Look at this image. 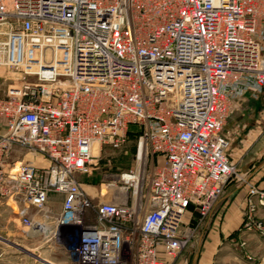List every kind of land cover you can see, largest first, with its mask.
Segmentation results:
<instances>
[{"label": "built area", "instance_id": "2783aa9c", "mask_svg": "<svg viewBox=\"0 0 264 264\" xmlns=\"http://www.w3.org/2000/svg\"><path fill=\"white\" fill-rule=\"evenodd\" d=\"M2 68L22 80L0 97V200L37 231L31 213L62 195L54 235L79 264H169L237 172L226 126L264 91V0H0ZM132 135L137 166L108 180L87 222L81 177ZM25 152L47 165L13 162ZM259 208L249 183L250 226Z\"/></svg>", "mask_w": 264, "mask_h": 264}, {"label": "rangeland", "instance_id": "374dc122", "mask_svg": "<svg viewBox=\"0 0 264 264\" xmlns=\"http://www.w3.org/2000/svg\"><path fill=\"white\" fill-rule=\"evenodd\" d=\"M21 80L22 72L20 70L14 68L0 69V97L5 96L10 87L20 86ZM33 80L34 78L29 79V81ZM247 98L248 100L244 101L243 104L241 103V109L238 111L234 109L228 118L226 127L227 132L231 136L229 139L231 143L229 153L232 156H236L241 152L243 141L250 140V143L255 145L259 140H264V91L256 95L249 94ZM252 107L254 109L251 111ZM152 161L154 159L151 158L150 162ZM94 163L92 174L81 177L82 182L85 184L83 188L86 192L92 193L94 191L96 194L97 190L98 195L100 194V198L98 199L90 195V206L87 207L84 213L89 223L95 221V207L100 202L109 201L108 198L102 197L105 195L103 186H105L108 180L118 179L117 174L126 173L137 166L136 137L132 135L128 144L121 149L105 148L100 157L95 159ZM243 179L244 177L239 174L237 167L236 174L227 185L234 180L243 181ZM61 196L49 201L51 210L54 212L58 213L61 211L63 202ZM10 216L12 220L11 223L6 224L8 226L7 229L4 228L5 225H3L0 219V264H49L48 261L54 264H79L77 258L70 253L65 231L62 229L58 236L54 237L52 232L55 229L54 224L51 223V219L46 221L44 233L32 235V231H29L22 225L15 211H10ZM198 219L197 215L193 216L192 223L195 222L196 224H193L197 225ZM206 219H203L201 223ZM263 229L264 226L262 225V229L259 230L262 231ZM39 230L42 232L41 227ZM257 258L255 264H264V250ZM231 263L236 264L234 262Z\"/></svg>", "mask_w": 264, "mask_h": 264}, {"label": "crops", "instance_id": "0c3cea01", "mask_svg": "<svg viewBox=\"0 0 264 264\" xmlns=\"http://www.w3.org/2000/svg\"><path fill=\"white\" fill-rule=\"evenodd\" d=\"M245 98L236 105L235 111L241 109L244 101L248 100L247 97ZM253 109L252 107L251 111ZM6 129L5 122L0 120V134L5 133ZM227 131L226 127V135L230 139L231 136ZM242 145L240 153L236 156L230 153L229 155L233 163L237 165L239 174L244 177L243 181L234 180L227 185L224 195L216 203L210 216L204 222L199 223L197 238L176 260L167 259L169 264H232L231 262L255 264L258 255L264 250V229L260 231L256 227L258 222L264 226V208H259L255 224L252 226L248 224L245 216L249 183L264 189V140H259L255 145L250 143V140L243 141ZM12 160L16 164L26 161L41 167L47 165L42 157L26 152L15 154ZM157 160L162 163L161 158ZM88 193L95 199L100 198L97 190L96 194L94 191ZM60 196L52 194L50 201ZM61 197L63 199V196ZM21 206L13 199L0 200V219L5 229L8 227L6 224L11 223L12 220L10 211L13 210L18 215ZM61 212L62 208L58 213L51 210L50 202L42 215L32 212L31 217L40 222L42 228L39 234L44 233L46 221L49 219L52 220L51 223L56 229V221ZM54 232L55 230L52 232L53 235ZM48 262L54 264L51 261Z\"/></svg>", "mask_w": 264, "mask_h": 264}, {"label": "bare ground", "instance_id": "6f19581e", "mask_svg": "<svg viewBox=\"0 0 264 264\" xmlns=\"http://www.w3.org/2000/svg\"><path fill=\"white\" fill-rule=\"evenodd\" d=\"M17 170V168H16ZM126 179L129 180L130 178L126 176ZM107 187L106 186H103V192L106 193L107 192ZM39 233V230L37 231H32V235H37Z\"/></svg>", "mask_w": 264, "mask_h": 264}]
</instances>
